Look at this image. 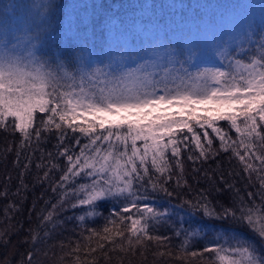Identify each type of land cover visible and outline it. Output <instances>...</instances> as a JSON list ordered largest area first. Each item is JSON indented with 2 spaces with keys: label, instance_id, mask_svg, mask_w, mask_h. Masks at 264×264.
<instances>
[{
  "label": "snow or ice",
  "instance_id": "6c2138e0",
  "mask_svg": "<svg viewBox=\"0 0 264 264\" xmlns=\"http://www.w3.org/2000/svg\"><path fill=\"white\" fill-rule=\"evenodd\" d=\"M20 7L25 10L23 24L15 16ZM259 7L261 20L255 28L250 21L234 47L230 41L218 47L222 68L191 71L200 46L189 39L186 60L177 61L174 50L165 49L168 64L160 80L154 79L157 73L146 71L147 64L123 71L126 49L118 54L109 51L105 67H91L96 55V21L88 15L87 4L41 0L32 5L7 4L0 10V129L19 133L20 147L28 150L33 141L35 150H40L42 141L47 143L50 136L56 140L55 153H47L48 163L41 152L35 165L43 170L36 179L48 182L55 194V202L44 201L41 213L46 215L38 217L43 237L50 236L49 225L54 229L55 217L67 207H87L77 217L83 224L86 217L97 215V202L120 204L106 218L103 235L91 228L85 230L89 235L80 234L87 243L82 249L77 241L66 253L72 264H95L92 254L103 250L105 243L93 247L94 237L107 244L118 238L121 243L109 251L123 253L155 244L157 255L179 264H191L190 258H199L198 264H264V0ZM221 121L229 123L236 139L218 127ZM208 129L220 140V150L231 151L243 166L245 187L237 188L221 174L223 188L232 193L227 203L214 205L203 193L195 200L181 199L175 208L190 220L199 214L208 223L174 230L175 237L183 239L173 246L171 237L150 229L178 213L141 202L154 193L176 195L167 187L173 176L177 188L187 184L180 145L190 140L199 150L196 159H207L213 144ZM184 130L190 135L182 136ZM21 155L18 147L17 165ZM24 158L28 162L18 176L26 188L22 177L32 159L26 154ZM60 158L63 163L57 162ZM187 158L195 163L192 155ZM55 172L58 178L50 180ZM228 175L244 179L239 172ZM180 222L184 223L183 216ZM205 228L213 231L214 240L194 249L193 242ZM30 233L34 249L45 242L39 232ZM7 234L0 232V238ZM60 246L66 245L61 242ZM36 255L29 251L28 264H36ZM103 256L109 258L107 252Z\"/></svg>",
  "mask_w": 264,
  "mask_h": 264
},
{
  "label": "trees",
  "instance_id": "16d2710c",
  "mask_svg": "<svg viewBox=\"0 0 264 264\" xmlns=\"http://www.w3.org/2000/svg\"><path fill=\"white\" fill-rule=\"evenodd\" d=\"M40 2L41 0H0V10L7 4L23 6ZM76 2L89 5L88 15L96 21L94 37L96 55L91 61V65L95 63L97 67H102L104 63L109 61V51H115L118 54L126 49L123 63L125 62L126 65L135 68V62L139 61L145 51L148 54L151 51L152 53L158 51L162 56L160 55L158 59L161 64L157 65L159 73L156 72V80H159V74L164 71L168 64L165 49H176V60H186L187 53L184 44L187 45V38L196 35V29L200 31L205 27L204 31H217L222 43L230 41L234 47L247 30L249 22L254 21L253 28H255V25L259 24L261 20L259 7L261 0H76ZM91 5H96V8L93 9ZM102 5L103 7H101ZM15 16L17 22L23 24L25 10L22 7L17 8ZM224 20H231L230 26L222 25ZM229 32L234 35L227 40L226 37ZM199 46L198 60L191 66L190 70L223 67L219 56L213 54L210 56L207 52L202 51L203 44L201 42ZM175 66L179 67V63H176ZM218 127L227 132L232 139H236L237 134L230 128L228 122L221 121L218 123ZM196 131L202 134L203 130L196 128ZM208 131L213 144L207 159L202 157L196 159L199 157V150L190 140H185L180 145L182 149L180 159L184 168L183 179L187 181V184H182L181 187L177 188L176 176H173L167 187L176 195L168 197L163 193H154L148 200L141 202L142 205H150L159 211L168 209L178 213V215L173 214L170 219L166 218L167 223L156 225L150 229L153 234L171 237L170 243L173 246H178L180 240L183 239V237L177 239L174 230L189 229L190 226L194 228L197 224L208 223V221L202 220L199 214L190 220V217L183 210L175 208L181 199L195 200L203 193L214 205H217V201L227 203L231 200L232 193L223 188L221 174H223L224 179L235 183L237 188L243 189L245 187L247 176L242 173L243 166L232 156L231 151L223 152L220 150V140L215 133H212L211 129ZM181 135L190 134L184 130ZM201 138L202 142L206 144L207 142L203 141L202 136ZM20 143L19 133L6 132L0 129V232L7 231L8 233L7 236L0 238V264H5V261L7 264H28L27 254L30 250L37 253L35 256L36 264H72L71 257L66 253L75 246L77 241H80L82 249L87 243L82 240L80 234L89 235L85 230L91 228L103 235L102 229L107 222L106 218L111 213L116 212L120 208V204L114 200L97 202V215L86 217L83 224L77 217L84 215L87 207L85 206L83 209L80 206L75 209L67 207L66 211H59L55 217L57 226L53 229L49 225L50 236L43 237V230L39 227L40 220L38 217L41 214L46 215V212L41 213V210L46 207L44 201L55 202V194L52 193L48 182L40 183L36 179L37 175H43V170L37 169L35 165L40 162L41 152L45 156L44 163H48L47 153L49 151L55 153L53 145L56 144V140L54 136H50L47 143L41 142L40 150H35V141L32 143V150L20 147ZM18 147L22 153L19 165L15 163ZM8 148H11L12 151H5ZM24 154L32 159L29 170L24 172L22 177L27 185L26 188L21 187L18 176L20 172L24 171L22 165L28 162L25 160ZM189 155L193 156L195 163L188 160ZM170 159L172 158L170 157ZM57 162L63 163V158ZM256 163L259 164L258 161ZM193 169L198 171L193 172ZM232 172L241 173L244 179L241 180L240 177L228 175ZM9 176L11 177L10 182ZM58 176L59 172H55L50 180L58 178ZM216 188L223 190L217 192ZM18 189L19 193L17 194ZM5 192H7L6 196L4 195ZM181 216H183L184 223L180 222ZM30 230L39 232L45 241L38 244L35 249L30 240ZM237 231L248 234L246 229L237 228ZM214 238L213 231L205 228L201 232V236L193 242L192 247L197 250L202 249L206 244H210ZM26 240L28 243H25ZM5 241H10L7 246H5ZM61 242L66 245L64 248H61ZM98 243H105V248L103 250L98 249L96 253L92 254V257L95 258V264H179L169 257L157 255L158 249L155 244L144 249L138 246L135 252L123 253L118 249L109 251V249L114 248L115 244L121 243L118 238L114 244H107L98 237H94L91 242L92 246L94 247ZM211 246L215 245L212 244ZM159 251H165V249L160 248ZM104 252L108 253L109 258L107 260L103 256ZM190 260L191 264H198L199 258H190Z\"/></svg>",
  "mask_w": 264,
  "mask_h": 264
},
{
  "label": "rangeland",
  "instance_id": "374dc122",
  "mask_svg": "<svg viewBox=\"0 0 264 264\" xmlns=\"http://www.w3.org/2000/svg\"><path fill=\"white\" fill-rule=\"evenodd\" d=\"M230 23H231V20H224L223 24H227L228 26H230ZM216 26V25H215ZM205 28V27H204ZM204 28L200 31H198L196 29V35L195 36H190L189 38L186 39V43L188 42L189 39H194L195 42H197L198 44H200V42L203 44V46L201 47L202 51L204 52H207L208 55L211 56V54L215 55V56H218L217 55V50H218V47L222 46L223 43L221 42L219 36H218V33L219 32H214V31H204ZM221 33V32H220ZM233 33L232 32H229V34L227 35L226 39L229 40L233 37ZM185 47H187L186 44H184ZM156 50V49H155ZM174 52H175V55H176V49H173ZM145 51V50H144ZM166 54V53H165ZM162 56V54L158 51L152 53V51L150 52V54L146 53V51L144 52L143 56L139 59V61H136L135 62V68L131 67V66H128L125 64V62L123 63V71L127 72L129 70H132V69H137L140 65H145L147 64V68H146V71L148 72H158L159 73V70L157 68V65L161 64L160 60L159 59V56ZM198 58H196L195 61H197ZM109 63V61H107L106 63H104L102 65V68L105 67L107 64ZM154 65H156L154 67ZM92 68H95L97 67L95 63H93L91 65ZM220 67V66H218ZM213 68H216V67H213ZM197 69H192L191 71H196ZM163 73H160L159 74V80L161 79V77L163 76ZM143 74V73H141ZM154 79H156V77H154ZM173 87H175L174 84H169ZM171 111L175 112L177 111L176 108H173L171 109ZM203 114V113H201Z\"/></svg>",
  "mask_w": 264,
  "mask_h": 264
}]
</instances>
